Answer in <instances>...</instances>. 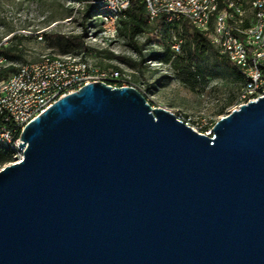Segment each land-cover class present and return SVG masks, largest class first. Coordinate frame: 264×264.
<instances>
[{
  "label": "water",
  "instance_id": "1",
  "mask_svg": "<svg viewBox=\"0 0 264 264\" xmlns=\"http://www.w3.org/2000/svg\"><path fill=\"white\" fill-rule=\"evenodd\" d=\"M19 148L0 170V264H264V95L207 136L92 82Z\"/></svg>",
  "mask_w": 264,
  "mask_h": 264
},
{
  "label": "rangeland",
  "instance_id": "2",
  "mask_svg": "<svg viewBox=\"0 0 264 264\" xmlns=\"http://www.w3.org/2000/svg\"><path fill=\"white\" fill-rule=\"evenodd\" d=\"M83 9L70 0H0L1 49L12 48L13 53L21 57L12 62L3 60L0 68L14 65L21 69L45 55L88 58L101 69L119 71L128 84L145 95L152 107H163L182 115L199 131L212 129L218 119L242 103L241 81L236 75L216 68L211 57L204 65L214 74H208L205 82L195 88L182 82L170 64L154 58L165 51L159 33L143 50V65L129 64L125 59L138 63L142 57L122 35L112 42L101 39L97 20L85 21ZM83 32L87 33L85 44L91 49L87 53L67 41ZM41 34L43 38L39 39ZM146 39L145 34L138 41L142 45ZM15 161L16 155L12 162ZM2 168L0 166V170Z\"/></svg>",
  "mask_w": 264,
  "mask_h": 264
},
{
  "label": "bare ground",
  "instance_id": "3",
  "mask_svg": "<svg viewBox=\"0 0 264 264\" xmlns=\"http://www.w3.org/2000/svg\"><path fill=\"white\" fill-rule=\"evenodd\" d=\"M142 1L146 4L151 22H155L162 17L157 15V10H165L170 2L181 0ZM92 3L103 11L97 17L102 23L100 38L109 42L115 41L119 37L120 19L129 8H122L120 14L117 9L102 6L100 0H94ZM175 13L177 15L175 23L187 22L197 31L207 35L211 43L237 65L246 80L241 92V104L256 101L264 95V72H258L257 80H251V72L259 71L262 65L264 67V0H192L190 5L175 6ZM164 21L166 24L172 23V18H164ZM42 38L41 34L39 39ZM175 41L179 47L173 44L172 48L176 54H180L181 41L177 38ZM247 43H252V48ZM236 52H240L241 56H235ZM2 63L0 55V64ZM124 77L125 75L114 69L99 68L88 58L45 55L38 62L23 66L14 76L0 80V114L5 116V122L8 123L7 116H13L18 108L31 106L37 99L40 89L49 81L64 83L86 79L88 84L102 82L112 87H118V84L121 87H134L128 84ZM82 88L78 87L77 91ZM62 97L63 90H56L54 101L48 109ZM45 111L34 116L33 120ZM178 117L191 126L192 122L185 117L182 115ZM191 127L196 130L195 127ZM202 130L196 131L203 134L213 132V128ZM0 144L15 151V162L23 159L20 143H15L10 133H2L0 130Z\"/></svg>",
  "mask_w": 264,
  "mask_h": 264
},
{
  "label": "trees",
  "instance_id": "4",
  "mask_svg": "<svg viewBox=\"0 0 264 264\" xmlns=\"http://www.w3.org/2000/svg\"><path fill=\"white\" fill-rule=\"evenodd\" d=\"M79 5H84L83 17L85 21L97 20L98 36L102 33V23L97 18L103 11L100 7L94 5V0H70ZM86 3V4H83ZM87 28L85 27V30ZM175 29V38L181 41L182 51L176 54L172 46L174 44L173 30ZM162 37L159 39L160 43L164 46V54L156 55L154 58L166 64H170L178 74L179 79L191 88H195L197 84L205 82L208 74H214L209 71V68L204 65L210 57L213 59V64L218 69H223L225 72L232 73L237 76L238 80L242 83V88L246 84L244 76L241 74L237 65H235L230 58L218 49L213 47L210 38L207 35L197 31L194 27L187 22L179 23H165L164 17L151 22L149 12L146 8L145 2L142 0H131V6L124 12L120 19L119 36L127 39L128 45L139 54L142 59L138 63L125 59L126 62L133 66H142L145 59L143 50L147 45H150L154 37ZM147 35L144 44H140L138 38ZM87 33L83 32L82 35L72 36L67 41L78 48L80 51L90 52L91 49L85 44L84 37ZM63 38V36H60ZM1 58L7 62H12L21 57L13 53L12 48L0 46ZM109 57L114 55L109 54ZM118 58V57H115ZM112 68V67H109ZM106 69V68H104ZM120 70L118 68H115ZM20 71V68L9 65L0 68V80L8 79ZM143 94V93H142ZM144 95V94H143ZM180 116V114H177ZM8 123L5 122V116L0 114V128L6 127ZM15 151L11 148L0 144V166H5L10 162L13 163Z\"/></svg>",
  "mask_w": 264,
  "mask_h": 264
},
{
  "label": "built area",
  "instance_id": "5",
  "mask_svg": "<svg viewBox=\"0 0 264 264\" xmlns=\"http://www.w3.org/2000/svg\"><path fill=\"white\" fill-rule=\"evenodd\" d=\"M102 6H106L108 9H117L118 13H122V8H129L131 6V0H100ZM192 0H181V1H172L165 10H157V15H160L164 18H172V24H175V6H180V4H188L190 5ZM174 36V44L178 45V42L175 41V29L173 30ZM238 36V35H237ZM252 48V43H247ZM179 47V45H178ZM215 47V46H213ZM218 51V47H215ZM182 51V47H180V53ZM222 54V52H221ZM235 56H241L240 52H236ZM264 72L263 65L261 66L259 71H252L251 72V80H257V73ZM88 82L86 79L83 81H76V82H69L66 81L64 83H52L49 81L44 88L40 89V93L32 103L31 106L26 108H18V111L13 114V116H7L8 118V125L5 128H0L2 133H10L13 141L15 143H21V131L25 125H28L30 122L33 121L34 116L40 114L42 111L48 109V106L51 105V102L54 101V94L56 90H63V97L74 93L77 91L78 87H84L87 85ZM118 87L119 86L118 84ZM145 96V95H144ZM207 136H212L213 132L210 134H205ZM23 155V153H22Z\"/></svg>",
  "mask_w": 264,
  "mask_h": 264
}]
</instances>
